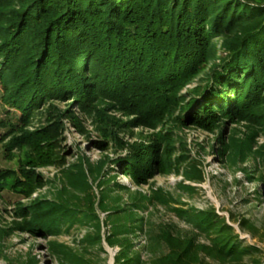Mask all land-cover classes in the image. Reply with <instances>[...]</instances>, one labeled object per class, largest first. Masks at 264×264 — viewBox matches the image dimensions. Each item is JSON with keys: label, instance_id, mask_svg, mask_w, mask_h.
I'll return each mask as SVG.
<instances>
[{"label": "trees", "instance_id": "16d2710c", "mask_svg": "<svg viewBox=\"0 0 264 264\" xmlns=\"http://www.w3.org/2000/svg\"><path fill=\"white\" fill-rule=\"evenodd\" d=\"M196 78L185 103L182 90ZM0 86L12 135L6 150L26 149L16 170H0V194L23 199L42 184L33 167L61 164L60 124L69 120L77 127L79 113L92 117L102 136L126 151L112 163L135 187L178 169L180 158L174 161V146L161 135L123 143L107 132L113 125L109 113L128 118L118 127L128 130L164 127L168 120L206 132L244 123L246 140L222 143L221 152L234 165L250 158L264 164V144L255 150L252 145L256 135L264 136V0H0ZM68 101L67 111L58 110L57 104ZM38 110L48 125L28 131ZM102 168L80 159L61 170L53 200L19 205L17 220L8 232L0 230V240L15 232L56 237L77 225L90 227L79 241L83 252L55 243L49 250L57 264H93L85 254L88 247L101 248L100 222L87 180L95 182ZM113 190L122 188H105L97 207L107 213V245L119 248L114 264H142L143 252L152 264H247L248 258L249 264H263L253 257L257 248L244 246L213 210H175L191 228L181 236L173 225L148 222L150 210L168 202L160 190L124 189L125 203L120 194L111 200ZM239 226L254 233L247 220ZM139 234L146 238L140 249L134 242Z\"/></svg>", "mask_w": 264, "mask_h": 264}, {"label": "rangeland", "instance_id": "374dc122", "mask_svg": "<svg viewBox=\"0 0 264 264\" xmlns=\"http://www.w3.org/2000/svg\"><path fill=\"white\" fill-rule=\"evenodd\" d=\"M208 66L204 68V71L208 69ZM197 80L198 78L182 90L185 103L190 100L187 91L197 85ZM1 96L0 86V170H16L25 160L26 149L6 150L12 135H7L8 116L1 105ZM69 104V101L57 104L58 110L67 111ZM43 110H38V113L32 117L28 131L48 125L45 122L47 115ZM53 113L56 112L53 111ZM76 116L80 121L77 127L69 120L62 121L60 124L63 130L57 136L56 146L57 155L62 159L61 164L33 167L42 177V184L35 187L30 195L23 199H18L16 195L8 191L1 192L0 230L4 232L10 230L13 222L17 220L15 213L19 205L31 204L38 199L53 200L57 190L60 189L58 176L61 170L77 164L82 159L92 168L103 167L95 182L89 176L87 180L95 197L94 209L100 222L101 248L88 247L85 254L86 259L91 260L93 264H114V257L119 251L116 245L113 247L107 245L106 238L110 234V227L106 224L107 213L100 211L97 207L100 193L105 188L112 189L115 183L122 188V191L113 190L108 194L111 200L118 194L122 195L124 203L127 202L124 189L137 190L144 194L150 190H160L168 202L166 205L152 208L148 215V222L157 227L166 224L173 225L181 236H187L185 234H189L191 228L184 219L176 215L175 210L183 212L213 210L233 228L244 246L257 248L258 253L253 254V257L258 258L264 264V164L259 159L250 158L234 165L226 160L221 152L222 143L233 141L235 145L246 140L248 130L244 123H226L213 132H206L193 126L181 128L168 120L164 127L158 126L154 129L138 127L128 130L118 128L127 122L128 118L118 113H109V119L113 125L105 126H108L107 132L112 130L123 143L144 142L161 135L165 141L174 146V161L177 162L176 160L180 158L181 164L178 169L171 167L168 173L156 175L146 184L135 187L128 177L122 174L121 166L112 163L125 157L126 151L117 149L112 140L103 137L97 129L99 123L95 122L92 117L81 113ZM219 132L223 133L221 140H219ZM102 140H105L103 147H97L96 143ZM262 144H264V136L256 135L252 140L253 150ZM86 173L89 175L88 172ZM186 173L192 179H189ZM196 176H199V179H195ZM102 180L106 181H103L105 184L98 187L99 181ZM257 193H261L259 199H256ZM243 219L253 226V234L240 228L239 224ZM91 231L90 227L77 225L68 233H62L56 237L32 236L24 232L9 233L3 240H0V264H24L29 260L33 264H57L56 257L49 250V244H60L68 249L83 252L84 246L79 241ZM134 242L140 249L146 243L145 235L139 234ZM141 260L142 264H152V256L147 252L141 254ZM250 260L251 258H248L246 263L249 264Z\"/></svg>", "mask_w": 264, "mask_h": 264}]
</instances>
